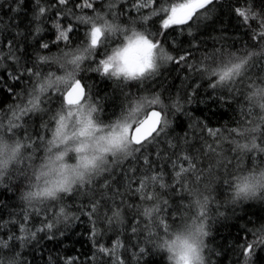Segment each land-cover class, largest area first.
<instances>
[{
	"label": "trees",
	"instance_id": "1",
	"mask_svg": "<svg viewBox=\"0 0 264 264\" xmlns=\"http://www.w3.org/2000/svg\"><path fill=\"white\" fill-rule=\"evenodd\" d=\"M83 2L68 0L60 5L58 0H0V130L15 121L20 127L8 135L31 145L25 149L22 163L0 180V264L12 259L16 264H66L68 260L72 264H166L164 254L156 251L151 241L165 233V225L174 227L193 212L188 206L192 190L210 192L207 264H244L241 245L252 242L253 230L264 227V201L230 204L226 197L236 172L264 165V150L241 154L235 148L239 130L264 119L246 99L253 84L264 83V40L254 38L261 31L260 21L244 23L235 9L251 8L264 14V0H214L198 10L200 19L195 23L168 29L162 28L166 13L152 12L182 0H154L151 7L139 10L134 7L138 0H90L92 8L81 7ZM40 7L46 11L37 19ZM100 15L155 34L166 53L184 55L186 60L167 62L158 75L143 82L116 81L96 71L99 61L120 42V37L106 40L82 63L77 74L86 96L97 106L99 118L112 122L134 99L159 95L166 106L162 117L166 114L169 125L146 151L142 150L150 165H144L141 153H134L138 160H117L110 171L62 196L59 202L26 206L20 194L27 185L29 164L41 159L44 140L54 125L51 117L66 106L64 90H50L41 98L43 111L29 112L16 121L13 113L18 115L19 107L27 105L37 79L26 70L45 76L62 72L59 65L41 62L39 57L47 56L51 61L62 51L80 48L90 25L77 17L93 19ZM144 17L149 19L145 21ZM56 22L62 28L73 27L71 43H54ZM42 42L50 47L41 48ZM253 50L256 55L245 77L211 86L216 78H208L203 69L214 66L215 56L218 60L228 52L245 54ZM209 129L216 135H210ZM256 143L264 149V136ZM181 168L189 170L177 176ZM161 174L166 187H160V181L148 180L141 189V180ZM106 181L108 188L102 187ZM148 192L157 199H143ZM154 205L160 210L145 217L144 209ZM61 208L71 214L67 221L61 219ZM117 209L121 213L118 218L113 215ZM47 223L54 227L38 231ZM101 247L109 252L100 251ZM251 264H264V247L256 248Z\"/></svg>",
	"mask_w": 264,
	"mask_h": 264
},
{
	"label": "clouds",
	"instance_id": "2",
	"mask_svg": "<svg viewBox=\"0 0 264 264\" xmlns=\"http://www.w3.org/2000/svg\"><path fill=\"white\" fill-rule=\"evenodd\" d=\"M92 23L101 29L105 38L120 37V42L107 51L101 59L109 61L111 58L112 65L105 73L102 65L99 64L97 69L101 75L116 81H140L150 75L153 77L158 75L161 67L167 64L166 56L161 54L159 48L153 50L150 67H146L143 61L137 62L139 48L135 45L129 46V42L136 41L147 34L135 24H123L118 19L105 15L93 18L90 26ZM97 48H89L88 52H84L81 48L79 53L74 49L62 51L51 61L48 57V62L59 65L62 72L37 76L36 94L41 95L42 98L50 90L64 89L65 83L62 80L58 81L57 77L67 78L68 74L72 73L73 77L78 79L77 74L82 63L92 57ZM65 53L68 54L65 55ZM81 54L83 59L77 62L80 64L77 68L70 61L75 55ZM255 55L256 52L253 50L245 54L228 52L227 57L221 55L218 60L215 56L212 61L214 66L211 68L206 66L203 72L208 78H216L211 86L226 85L247 75L250 61ZM241 58H245L247 63L242 65L239 75L220 81L219 73L224 65L228 64L230 67L229 61L239 63ZM71 83H74V79L68 80V84ZM42 85H48V87L47 91L41 94L39 90ZM246 99L250 106L257 109L260 116L264 117V83L253 84L247 92ZM137 100L139 99L131 102ZM158 106L166 107L163 102ZM69 111H73L71 117L68 115ZM126 112L127 110L124 114ZM61 117L64 118L62 122H60ZM51 119L54 125L50 135L44 140L43 155L39 161L29 164L27 185L20 194V200L29 207L42 206L53 201L59 202L62 196L71 195L77 188L91 184L95 178L111 168L113 161L126 158L135 148L130 142V136L126 139L120 128L123 116L112 122L102 121L99 118L97 106L90 99L83 100L80 105H66L58 109ZM56 122L61 123L59 130ZM131 131L130 128L129 133ZM239 136L240 140L235 144V148L241 154L253 150H264L258 148L256 143L259 137L264 136V119L254 120L242 127ZM244 145L248 147L245 148ZM30 147L31 145L15 136L8 135L6 130H0V180L22 163L25 159V149ZM230 184L231 188L226 197L228 203L264 201V165L254 170H239L231 177ZM189 195L191 200L188 206L193 212L182 217L180 223L168 228L163 235L151 241L154 249L164 254L166 264H207L206 239L210 235L207 214L211 199L210 192L192 190ZM70 215L63 209L62 221H67ZM8 264H16V261L9 260Z\"/></svg>",
	"mask_w": 264,
	"mask_h": 264
},
{
	"label": "snow or ice",
	"instance_id": "3",
	"mask_svg": "<svg viewBox=\"0 0 264 264\" xmlns=\"http://www.w3.org/2000/svg\"><path fill=\"white\" fill-rule=\"evenodd\" d=\"M60 5H65L68 0H58ZM37 3H39V0H37ZM154 3V0H138L136 4H134V7H136L138 10L140 8H146L151 7ZM214 3V0H182V2L179 3H172L169 7H161L159 11L153 10L152 15H158L159 13H166V18L162 21V28L168 29L172 25H185L188 24L189 21H192L195 23L200 19V16L197 15L198 10L205 9L206 6L212 5ZM81 7L86 8H92L93 5L90 2V0H84ZM46 9L44 7L39 8V15L37 16V19L39 16H42L45 13ZM236 15L240 18H242V21L244 23H248L249 20L258 19L260 21V27L261 31L255 33L254 38L264 40V14L257 13L253 11L251 8H239L237 7L235 9ZM202 15V14H201ZM99 18V17H98ZM195 18V19H194ZM78 20H80L81 23H85L87 25H90V21L92 18H83V17H77ZM149 17H144V20L147 21ZM54 27L57 30V35L54 38V43H60L64 42L65 44L71 43L69 33L73 32V27L69 26L67 28H62L61 24L59 22L54 23ZM146 36L139 37L136 41H130L129 46H137L139 48L140 54L137 57V62L143 61L146 67H150L152 63V53L154 49H160V52L162 55L166 56V59L168 62H183L186 60V56L181 55L179 57H174L171 54L165 53L164 47L161 45L159 40L155 39V34L153 33H146ZM162 34V33H161ZM111 38H105L101 32V29L96 27L94 23L91 24L90 29L85 33L84 37V44L77 49H74L75 52H81V48H83L84 52H88L89 48H97L98 46L103 45L106 40ZM87 47H84V46ZM40 47L43 49H48L50 47L49 43L42 42L40 44ZM73 50V49H70ZM68 53H65L67 55ZM119 55V53L117 54ZM48 57L47 56H40L39 60L44 63H48ZM83 59V55H75L73 59L70 61V63L75 64L77 68L80 67V64L77 63L78 61H81ZM111 60V58H110ZM100 60L99 64L102 65L103 71L106 73L111 68V62ZM231 64L229 67L228 64L224 65V68L219 73V79L220 81L228 80L233 75H239L240 69L242 65H245L247 63V60L245 58H241L239 63H231V61L228 62ZM29 75L31 76H39V72H33L32 69L26 70ZM98 71V69H96ZM154 75V74H153ZM153 76L150 75L147 78L140 80L143 82L146 79H150ZM13 79H18V77H13ZM74 79V83L68 84V80ZM57 80H62L66 87L64 90V96L63 101L68 106L73 105H80L83 100L89 99V97L86 96L85 89L81 85V81L79 79H75L73 77L72 73L68 74L67 78H61L57 77ZM48 85H42L40 88V93H44L47 91ZM213 88L216 87V85L212 86ZM60 91V90H58ZM30 99L27 100V105L24 107H19V114L13 113L14 116H16V121L22 119L24 116H27L29 112L33 111H43V109L40 107L42 104L41 95L36 94L35 92V86L33 87V90L31 93H29ZM163 101L159 97V95L153 96L152 98L143 97L135 102L129 103V108L127 109L126 114H123V123L120 124V128L122 129V132L124 134V137L126 139L130 136V142L134 145H137L138 147H135L133 152L128 155V157H132L133 160H138L139 157H136L134 153H141L143 156V163L144 165H150V161L148 159L147 155H144V151L147 150V147L154 143L161 135V133L165 132L166 128L169 125V121L166 119V114L164 117H162V111L164 108H161V110H156L153 106H158ZM177 108L179 105H175ZM73 114V111H69L68 115L71 117ZM142 117V118H140ZM54 119V117H53ZM63 117L60 118V122L63 121ZM60 122L57 123V129L59 130V127L61 126ZM20 127V124L17 122H11L9 123L6 131L9 133H13L16 128ZM46 127V125H45ZM132 129L131 133H129V129ZM115 131V130H114ZM209 134L215 136L216 131L209 129ZM236 131V130H234ZM240 135V130L239 133ZM43 139V137H41ZM243 147L247 148V145H244ZM144 150V151H142ZM125 158V159H126ZM185 159H189L188 157H185ZM117 161H113V163H116ZM122 162V161H121ZM190 167L192 165L190 164ZM189 169L181 168L180 172H177L176 175L179 176L181 172H186ZM107 171H110L107 170ZM150 180L152 182L160 181V187H166V185L162 182V174L160 176L152 175L150 178H146L145 180H141V189L146 187L147 181ZM102 187L108 188L110 187L109 183L106 181ZM143 199L152 201L154 199H157L153 193L148 192L143 197ZM166 204L167 201H164ZM95 206H93V212H95ZM160 209L158 206L148 207L145 208L143 211V215L145 217H152L153 212H158ZM60 212H63V208L60 209ZM114 217L118 218L120 217L121 213L119 209H117L113 213ZM112 222V219H109V223ZM161 224H163V220L160 221ZM54 227L52 223H47L44 225V228L38 229V231H45V230H51ZM165 231L168 229V226L165 225ZM133 232L136 231V228L132 229ZM93 235H95V232H93ZM32 236H35V233H32ZM253 236L254 239L252 242L248 243L245 242L241 245L242 252L241 255L244 258V264H251L252 259L255 254V250L258 247H264V227H261L259 229L253 230ZM51 238V237H49ZM6 246V245H5ZM100 251L102 252H109V249L100 248ZM144 249H141V252L143 253ZM66 264H72L71 260H68ZM119 264H123L122 261L119 262Z\"/></svg>",
	"mask_w": 264,
	"mask_h": 264
},
{
	"label": "water",
	"instance_id": "4",
	"mask_svg": "<svg viewBox=\"0 0 264 264\" xmlns=\"http://www.w3.org/2000/svg\"><path fill=\"white\" fill-rule=\"evenodd\" d=\"M81 85L83 86L82 82H81ZM83 87H84V86H83ZM64 94H65V93H63V96H64ZM155 109H156V108H155ZM156 110H158V109H156ZM161 114H162V113H161Z\"/></svg>",
	"mask_w": 264,
	"mask_h": 264
}]
</instances>
